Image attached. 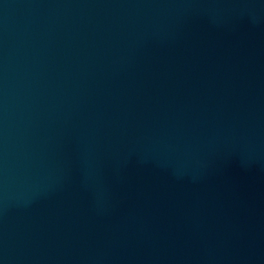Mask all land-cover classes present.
Masks as SVG:
<instances>
[{
    "label": "water",
    "instance_id": "95a60500",
    "mask_svg": "<svg viewBox=\"0 0 264 264\" xmlns=\"http://www.w3.org/2000/svg\"><path fill=\"white\" fill-rule=\"evenodd\" d=\"M0 264H264V0H0Z\"/></svg>",
    "mask_w": 264,
    "mask_h": 264
}]
</instances>
